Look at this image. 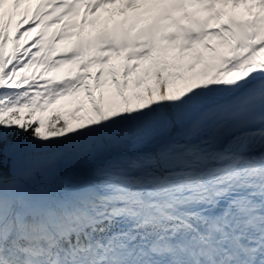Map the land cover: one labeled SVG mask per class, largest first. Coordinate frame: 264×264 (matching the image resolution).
<instances>
[{"label":"snow or ice","instance_id":"snow-or-ice-1","mask_svg":"<svg viewBox=\"0 0 264 264\" xmlns=\"http://www.w3.org/2000/svg\"><path fill=\"white\" fill-rule=\"evenodd\" d=\"M108 6L144 12L60 61L21 51ZM41 61L75 74H22ZM0 264H264V0H0Z\"/></svg>","mask_w":264,"mask_h":264},{"label":"rangeland","instance_id":"rangeland-1","mask_svg":"<svg viewBox=\"0 0 264 264\" xmlns=\"http://www.w3.org/2000/svg\"><path fill=\"white\" fill-rule=\"evenodd\" d=\"M139 3H144V0H137ZM115 12V16L112 15V13ZM144 12V9L136 10V11H129L126 15H122L119 13V6L113 8V6H108L107 9H101L96 12L95 16H93L91 13L88 16L89 23L81 25V23H74L75 27H69L63 38H57L58 33L61 32V30H58L59 24L52 23L50 26L47 27L46 32H44L43 37H38L37 33L40 31L39 28L33 27V30L26 35L19 37V43L21 45V51H23L24 48H31L33 52L38 51L36 47H33V42L37 39H39L43 43V47L39 49L40 57H43L44 59L47 57L48 61H60L62 58H65L68 56V54L71 52L72 48L77 46L79 43H87L88 41L95 42L99 36H101L105 31L108 33L112 32H119L120 31V21L128 20L129 23H131L132 19L134 17L140 16L141 13ZM96 17V18H95ZM84 19V16H82L81 21ZM97 20V23L95 26L91 23V21ZM146 21H141V26ZM27 23L23 27H28ZM43 29V30H44ZM11 34H15V28H12ZM135 33L133 32V35ZM212 43H216V41H212ZM13 48V41L9 39L5 46V54L8 52L11 53V50ZM220 51H224V49H220ZM38 57V59H40ZM26 59V58H23ZM10 66V65H9ZM75 64L70 63H59L54 64L51 68H46L45 63L42 65V61L38 64L34 63L29 69L31 74H35V76L41 75L42 80L44 82L46 81H54L59 82L63 79H70L72 75L75 74ZM99 67V65L93 64L88 71H95V69ZM69 68L73 69L72 74H69ZM80 95V94H79ZM78 96V94H77ZM76 95L74 97L70 95H66L61 99L60 104L64 108H68V104L76 106L75 98H78ZM81 98L84 99L85 105L87 106V100L84 96L83 90L81 93ZM79 99V98H78ZM75 102V103H73ZM57 103V102H56ZM54 103L52 106H57V104ZM64 103V104H63ZM48 106V105H47ZM60 106V105H59ZM75 107H71L69 109H73ZM50 109V108H49ZM48 108L44 111L38 110L37 114H34L33 117L29 118L34 120L35 118L40 119H47V114L49 113ZM78 115H83V112L77 113ZM22 115L25 116V113L22 112ZM43 130V129H42ZM53 138V137H49Z\"/></svg>","mask_w":264,"mask_h":264},{"label":"trees","instance_id":"trees-1","mask_svg":"<svg viewBox=\"0 0 264 264\" xmlns=\"http://www.w3.org/2000/svg\"><path fill=\"white\" fill-rule=\"evenodd\" d=\"M23 75H27V76H29L30 77V74H29V72L27 71V70H24V72L22 73ZM41 83V82H40ZM42 84V83H41ZM23 87H25L24 85H23ZM61 99H62V96L61 97H59V98H57V99H54L53 101H56L57 102V106L56 107H53V106H51V103L50 104H48V106L45 108V109H47L48 108V111H49V113L47 114V119L48 118H50L51 116H53L54 114H55V112L57 111V110H59L60 112H62V113H67V112H69V111H71V110H73V109H69V108H71V107H77V100H75V102H76V106H73V105H70V104H68L67 106H68V108H64L63 106H62V104H60V102H61ZM75 102H73V103H75ZM64 104V103H63ZM60 105V106H59ZM50 108V109H49ZM38 108L35 110V112L32 114V116L34 115V114H37L38 113ZM28 109H21L20 110V112H19V115L22 117V118H26V119H29L30 117H28ZM47 111V112H48ZM22 112H24L25 113V116L24 115H22ZM7 115V114H6ZM78 115V114H77ZM31 116V117H32ZM79 116V115H78ZM46 119V120H47ZM34 120H39L38 118H35Z\"/></svg>","mask_w":264,"mask_h":264},{"label":"bare ground","instance_id":"bare-ground-1","mask_svg":"<svg viewBox=\"0 0 264 264\" xmlns=\"http://www.w3.org/2000/svg\"><path fill=\"white\" fill-rule=\"evenodd\" d=\"M40 2H41V0H30V3H31V5H32L33 9H34L35 5H36L37 3H40ZM99 10H101V9H98L97 11H99ZM84 11H85V9H84L83 7H81V8L79 9V14H78V15L66 16V17L64 18V21H63L62 23H64V22L80 23V22H81V18H82V16H84ZM89 15H90V14H89ZM89 15H88V16H89ZM95 18H96V17H95ZM13 23H14V25H15V21H14ZM13 28H15V26H13ZM45 29H47V27H46ZM45 29L43 30L44 32H46ZM58 30H61V25L58 27Z\"/></svg>","mask_w":264,"mask_h":264}]
</instances>
